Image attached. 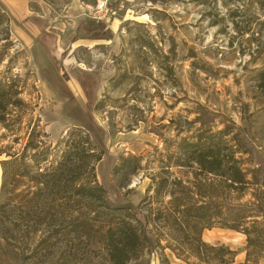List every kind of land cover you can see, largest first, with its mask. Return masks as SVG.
I'll return each mask as SVG.
<instances>
[{
  "label": "rangeland",
  "instance_id": "obj_1",
  "mask_svg": "<svg viewBox=\"0 0 264 264\" xmlns=\"http://www.w3.org/2000/svg\"><path fill=\"white\" fill-rule=\"evenodd\" d=\"M0 12L7 18L0 72L24 79L21 97L34 107L44 141L54 145L89 118L94 143L105 149L95 175L108 196L146 194L140 211L149 243L126 264H194L192 256L177 258L190 251L189 230L160 221L154 188L160 176L186 184L200 170L180 165L184 139L200 128L224 131L244 170L264 159V0H0ZM93 18L104 19L111 39L81 38L79 27ZM4 133L0 125V146L13 138ZM19 136L15 149L25 142ZM120 155L135 157L139 168L130 174L129 161L113 170ZM9 209L0 208V264H110L99 226L121 219L117 213L83 209L87 231L74 238L71 225L59 237L22 231L12 226L18 210ZM199 234L207 245L233 250L235 264H264V240L247 250L243 233L217 221Z\"/></svg>",
  "mask_w": 264,
  "mask_h": 264
},
{
  "label": "trees",
  "instance_id": "obj_2",
  "mask_svg": "<svg viewBox=\"0 0 264 264\" xmlns=\"http://www.w3.org/2000/svg\"><path fill=\"white\" fill-rule=\"evenodd\" d=\"M6 23L5 14L0 12V27ZM79 30L81 38L86 39L109 40L113 36L104 19L87 20ZM258 79L264 87V69L258 71ZM23 82L19 75L0 72V125L4 135L13 136L10 143L0 146V154L5 155L0 161V192L4 196L0 208H11V213L18 210V220L12 226L25 232H46L47 237L65 234L68 225L71 228L66 231L73 232L74 238L84 235L88 226L80 221L83 209L117 213L121 219L99 226L100 241L110 264H126L138 256L144 243H149L145 235L149 233L148 221L140 211L146 194L138 200L126 195H115L114 199L108 196L95 175V165L105 149L102 140L94 143L92 138L98 133L89 118L84 124L75 121L54 145L46 143L39 118L32 114L34 107L21 97ZM207 131L200 128L188 141L184 139L186 148L181 152L186 162L180 165L200 169L191 170L192 180L185 184L180 178L169 181L160 176L156 181L155 194L164 208L158 215L167 226L176 223L180 230H189L185 240L190 251L176 254L177 258L187 260L192 256L194 264H235L233 250L205 244L199 231L217 221L222 227L243 233L247 250L264 240V159L253 170H244L237 158L241 151L224 138V131L211 135ZM20 132L25 134V142L15 149ZM118 160L113 167L117 172L127 168L129 161L134 162L130 174L139 168L135 157L120 155ZM183 239L172 240L181 244Z\"/></svg>",
  "mask_w": 264,
  "mask_h": 264
}]
</instances>
